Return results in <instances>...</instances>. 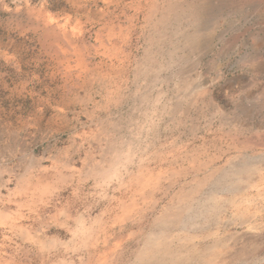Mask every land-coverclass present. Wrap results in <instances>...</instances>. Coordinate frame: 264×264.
I'll list each match as a JSON object with an SVG mask.
<instances>
[{
  "label": "rangeland",
  "instance_id": "374dc122",
  "mask_svg": "<svg viewBox=\"0 0 264 264\" xmlns=\"http://www.w3.org/2000/svg\"><path fill=\"white\" fill-rule=\"evenodd\" d=\"M203 254L264 264V0H0V264Z\"/></svg>",
  "mask_w": 264,
  "mask_h": 264
},
{
  "label": "bare ground",
  "instance_id": "6f19581e",
  "mask_svg": "<svg viewBox=\"0 0 264 264\" xmlns=\"http://www.w3.org/2000/svg\"><path fill=\"white\" fill-rule=\"evenodd\" d=\"M202 1H207V0H202ZM186 4L185 6L183 5H179L177 2H173L170 4L169 6V17L171 18H175L176 20H184V19H188V17L192 20L194 19L195 21H198L200 14H201V9H202V5L201 7L197 6L195 3H184ZM168 21H163L162 24H166ZM190 29V28H189ZM193 31V33H187L184 35H177V38L179 39V45H174L171 47V49L169 50V55L172 58L175 56V59H178L181 57V55H184L183 52H185L186 49L191 50V52L196 51V50H200V48L205 44L204 39L206 38L205 36V29L198 27V28H191V32ZM176 38V40H177ZM196 53V52H195ZM200 53L203 54L204 52H200L197 51V54ZM176 61V60H175ZM183 89H188V86L186 84H182ZM145 97L143 98L142 102H144ZM124 143V144H123ZM130 142L128 141H122L121 145L119 146L116 142L111 143V145L109 146V151H111L113 153V155L115 156V159L117 161H121L122 165L128 162H131V160L129 159V156H127V153L130 152ZM131 144V143H130ZM126 145V146H125ZM221 170L219 171H215L214 173H212L213 175L210 176L209 180H211L212 178L216 177L218 174H221ZM223 174H225V172H223ZM109 177L112 176L113 178L118 177L119 175L117 173H115L114 171H111V174L108 175ZM222 178H225V175H222ZM221 181V180H220ZM209 181L207 180L206 183H208ZM225 189V187H224ZM189 198H182L181 202L182 203H186L187 200ZM212 202V199H209L203 206L202 208L205 209L207 212L208 210L211 208L209 205V203ZM225 204H229V203H225ZM227 206V205H225ZM181 209L179 211H177L176 215H172L170 216V214L167 215H162L163 219L162 221H164V224H174L181 220L184 212L186 210H188V207H180ZM4 219L7 220L8 222V217H4ZM25 234V231H24ZM163 236L161 235H151V238L154 239L157 243L155 244V246L157 248H160L162 246V243L164 240L167 241L168 238L163 239ZM51 241V240H50ZM219 248V247H218ZM215 250L217 251V247L215 248ZM215 250L210 249L209 253H214ZM207 255L203 254L201 256H198L197 258H195L197 260V262H199L200 264H210L208 262H206L205 258ZM143 257V256H141ZM140 257V258H141ZM158 258H156L155 260L152 259L150 260L149 255L144 256V258H141V261L145 260V263L143 262V264H188L190 261H192V259H182L181 261L179 260V258H173L171 256H156ZM194 260V259H193Z\"/></svg>",
  "mask_w": 264,
  "mask_h": 264
}]
</instances>
